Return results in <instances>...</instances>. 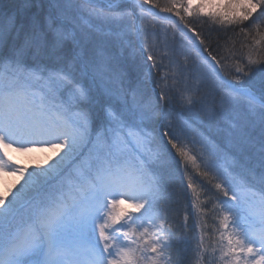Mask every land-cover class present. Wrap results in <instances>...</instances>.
I'll return each instance as SVG.
<instances>
[{
  "label": "snow or ice",
  "instance_id": "6c2138e0",
  "mask_svg": "<svg viewBox=\"0 0 264 264\" xmlns=\"http://www.w3.org/2000/svg\"><path fill=\"white\" fill-rule=\"evenodd\" d=\"M31 3L26 0V5ZM35 4L43 18L30 20L20 46L0 53V174L16 175L17 183L23 181L15 191L0 192V264H173V226L161 209L165 190L152 172V166L167 154V145L224 197H216L209 210L219 224L213 227L219 243L218 247L211 245L212 253L219 251L221 264H264V90L257 93L243 80L256 69L264 71V31L255 21L254 32L240 29L251 39L250 45H244L249 49L247 65L237 63L235 74L221 75L216 69L226 66L211 54L193 27V21L201 17L215 25L243 24L257 10L264 16V0H230L224 13L206 12L204 3L193 6L192 0H165L163 4L131 0L133 7L124 10L117 8L115 0H108L106 7L100 0H35ZM157 8L175 16L178 23L151 11ZM135 10L140 17L170 24L215 73L213 107L205 115L209 121L225 120L228 147L241 159L226 155L221 169L218 148L197 156L178 140L170 124L150 130L145 122L155 115L153 107L135 93L129 101L122 80L120 89L108 87L119 76L97 39L122 37L127 17L132 18V31L139 34ZM14 27V17L7 25L0 24V45L6 44ZM113 27L120 30L113 31ZM144 51L149 52L151 69L161 72L147 44ZM203 52L209 55L204 57ZM46 57L54 58L59 66L43 64ZM29 58L32 64L27 63ZM185 61L182 67L171 64L170 72H161V80L167 84L170 76L173 87L181 78L186 80L187 56ZM78 75L122 101L119 111L106 109V120L95 132L88 113L77 107L89 99V89L82 86ZM38 82L45 87L37 89ZM198 93V87L180 90L182 104L191 110L202 103L204 98ZM170 101L162 90L158 103ZM8 150H48L59 159L29 172L13 166ZM73 160L79 161L75 175H69L55 192L42 195L41 188L61 176L63 167ZM185 179L192 207L199 212L201 192L192 177ZM126 203L131 212L119 208ZM208 247L201 235L200 259Z\"/></svg>",
  "mask_w": 264,
  "mask_h": 264
},
{
  "label": "rangeland",
  "instance_id": "374dc122",
  "mask_svg": "<svg viewBox=\"0 0 264 264\" xmlns=\"http://www.w3.org/2000/svg\"><path fill=\"white\" fill-rule=\"evenodd\" d=\"M230 2V0H221V2H217V0H208V2H207V5L208 6H212L213 8H214V12L215 13H224L225 12V8H224V5H226V4H228ZM211 7V8H212ZM221 9V11H219ZM232 13H231V10H229V15H231ZM259 73V70L258 69H256V70H254L249 76L251 77V78H253L252 77V75H256V74H258ZM45 152L48 154V155H50V156H52V155H55L52 151H48V150H45ZM56 156V155H55ZM56 157H59V155H57ZM54 158V157H53ZM46 161H48V159L46 158ZM0 181H2V178H0Z\"/></svg>",
  "mask_w": 264,
  "mask_h": 264
},
{
  "label": "trees",
  "instance_id": "16d2710c",
  "mask_svg": "<svg viewBox=\"0 0 264 264\" xmlns=\"http://www.w3.org/2000/svg\"><path fill=\"white\" fill-rule=\"evenodd\" d=\"M221 46H224L225 48H230L231 44L229 43H221Z\"/></svg>",
  "mask_w": 264,
  "mask_h": 264
},
{
  "label": "bare ground",
  "instance_id": "6f19581e",
  "mask_svg": "<svg viewBox=\"0 0 264 264\" xmlns=\"http://www.w3.org/2000/svg\"><path fill=\"white\" fill-rule=\"evenodd\" d=\"M193 2L195 1V0H192Z\"/></svg>",
  "mask_w": 264,
  "mask_h": 264
}]
</instances>
